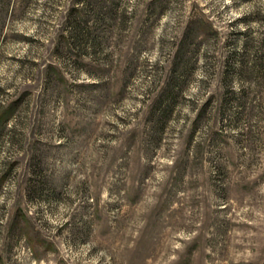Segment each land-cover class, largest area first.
Here are the masks:
<instances>
[{
    "label": "rangeland",
    "instance_id": "rangeland-1",
    "mask_svg": "<svg viewBox=\"0 0 264 264\" xmlns=\"http://www.w3.org/2000/svg\"><path fill=\"white\" fill-rule=\"evenodd\" d=\"M0 264H264V0H0Z\"/></svg>",
    "mask_w": 264,
    "mask_h": 264
}]
</instances>
